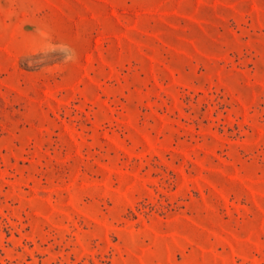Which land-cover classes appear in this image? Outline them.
I'll list each match as a JSON object with an SVG mask.
<instances>
[{
	"label": "rangeland",
	"instance_id": "374dc122",
	"mask_svg": "<svg viewBox=\"0 0 264 264\" xmlns=\"http://www.w3.org/2000/svg\"><path fill=\"white\" fill-rule=\"evenodd\" d=\"M0 264H264V0H0Z\"/></svg>",
	"mask_w": 264,
	"mask_h": 264
}]
</instances>
